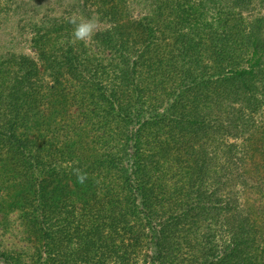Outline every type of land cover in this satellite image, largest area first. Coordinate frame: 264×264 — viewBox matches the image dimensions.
Returning a JSON list of instances; mask_svg holds the SVG:
<instances>
[{
	"label": "trees",
	"instance_id": "16d2710c",
	"mask_svg": "<svg viewBox=\"0 0 264 264\" xmlns=\"http://www.w3.org/2000/svg\"><path fill=\"white\" fill-rule=\"evenodd\" d=\"M82 1L91 42L44 18L0 56V228L34 248L0 264H264V0Z\"/></svg>",
	"mask_w": 264,
	"mask_h": 264
},
{
	"label": "rangeland",
	"instance_id": "374dc122",
	"mask_svg": "<svg viewBox=\"0 0 264 264\" xmlns=\"http://www.w3.org/2000/svg\"><path fill=\"white\" fill-rule=\"evenodd\" d=\"M153 8V0H128V10L134 17H141L150 13ZM97 4L85 5L82 0H0V56L8 52L18 54L25 53L36 58V52L31 48L33 35V24L39 23L44 18L70 17L73 13L84 18H95L98 23V30L108 27L109 21L96 12ZM252 14L264 13V4L257 2L252 8ZM96 31V32H97ZM90 39L87 42H91ZM12 215L10 226L0 228V239L6 245L22 250L25 248L28 255H31L34 248L23 232L21 221L24 215ZM22 219V220H21Z\"/></svg>",
	"mask_w": 264,
	"mask_h": 264
},
{
	"label": "clouds",
	"instance_id": "9594fccd",
	"mask_svg": "<svg viewBox=\"0 0 264 264\" xmlns=\"http://www.w3.org/2000/svg\"><path fill=\"white\" fill-rule=\"evenodd\" d=\"M72 25V43L76 42H87L94 37L96 34L98 23L96 19L93 18H84L77 13H73L67 21ZM72 174L75 175L76 180L80 184H85L88 175L86 172L80 168L72 169Z\"/></svg>",
	"mask_w": 264,
	"mask_h": 264
}]
</instances>
